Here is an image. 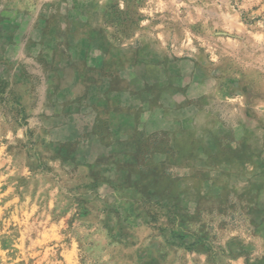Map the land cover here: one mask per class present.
Masks as SVG:
<instances>
[{
    "label": "crops",
    "instance_id": "obj_1",
    "mask_svg": "<svg viewBox=\"0 0 264 264\" xmlns=\"http://www.w3.org/2000/svg\"><path fill=\"white\" fill-rule=\"evenodd\" d=\"M104 15L66 10L58 39L9 59L29 159L123 216L113 264H264V27L222 9L228 54L120 44Z\"/></svg>",
    "mask_w": 264,
    "mask_h": 264
},
{
    "label": "rangeland",
    "instance_id": "obj_2",
    "mask_svg": "<svg viewBox=\"0 0 264 264\" xmlns=\"http://www.w3.org/2000/svg\"><path fill=\"white\" fill-rule=\"evenodd\" d=\"M77 9L106 13L100 27L120 44L158 37L182 45L213 43L232 53L219 35L222 9L264 27V0H0V264H113L116 246L128 235L123 216L103 207L81 180L29 159L26 96L9 79V59H27L39 36L58 39L50 29L64 26V11Z\"/></svg>",
    "mask_w": 264,
    "mask_h": 264
}]
</instances>
